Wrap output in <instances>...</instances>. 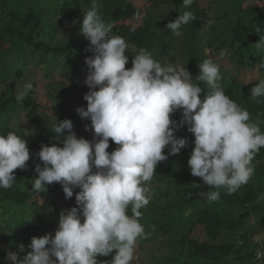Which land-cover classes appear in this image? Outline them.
<instances>
[{
	"label": "trees",
	"instance_id": "trees-1",
	"mask_svg": "<svg viewBox=\"0 0 264 264\" xmlns=\"http://www.w3.org/2000/svg\"><path fill=\"white\" fill-rule=\"evenodd\" d=\"M96 4L105 22L113 25L110 35H119L128 44L126 68L132 67V58L142 48L162 66L185 67L193 79L199 74L198 65L212 59L219 65L225 94L247 110L250 120L259 122L264 132V97L257 98L259 103L250 97L251 89L262 80L260 68L264 71L260 67L264 49L255 47L259 35L254 31L264 26V0H194L187 9L182 0H96ZM91 6L92 0H0V79L7 84L5 93L0 91V134L12 131L26 139L31 154L28 170H15L13 186L0 189V264H11L5 260L8 251L22 259L31 251L27 246L32 237L54 235L60 211L76 206L79 189L65 199L58 183L40 194L31 191V184L38 175L35 165H42L36 156L41 145L62 146V138L56 140L52 133L56 119H70L78 137L92 140V132L82 130L90 120L76 112L81 105L87 106L83 99L89 91L85 58L92 53L86 51L90 42L81 34V25ZM184 11H191L195 19L182 25L181 34L176 35L166 25ZM59 62L60 76H56ZM31 63L42 65L45 72L38 79L32 74L23 80ZM29 82L32 89L18 103L16 95ZM200 86L207 91L203 83ZM19 107L24 113L13 125L11 115ZM171 118L179 123L181 111ZM175 135L186 137L188 144L178 155L159 162L147 185L151 200L141 209L140 223L151 235L139 240L132 264H264L260 215L264 210V148L252 162L255 172L248 183L231 195L221 189L220 199L209 203L205 193L210 189L191 175L187 163L194 136L187 125ZM116 147L110 142L108 151ZM253 220L260 231L249 230ZM260 233L261 239H256ZM20 244L24 252L19 251ZM98 259L110 261L112 255Z\"/></svg>",
	"mask_w": 264,
	"mask_h": 264
},
{
	"label": "clouds",
	"instance_id": "clouds-1",
	"mask_svg": "<svg viewBox=\"0 0 264 264\" xmlns=\"http://www.w3.org/2000/svg\"><path fill=\"white\" fill-rule=\"evenodd\" d=\"M193 2L182 0L186 9ZM194 19L191 11H184L166 28L180 35L182 25ZM112 28L92 0L81 25V34L90 42L86 51L92 53L85 58L87 106L76 109L81 119L90 120L86 130L92 131V140L78 137L70 119H56L52 133L56 140L62 138V146L42 144L36 153L42 165H35L38 175L31 191L40 194L58 183L70 199L79 189L76 206L61 211L54 235L32 237L27 246L31 251L22 259L8 251L5 260L11 264H132L139 240L151 235L140 223L141 209L151 200L147 185L159 162L187 146L186 137L175 135L183 125L194 136L188 167L210 189L205 193L209 203L220 199L221 189L231 195L254 175L252 162L264 148V132L225 94L219 65L204 59L193 79L185 67L162 66L142 48L126 68L128 44L110 35ZM254 31L259 35L255 47L264 49V26ZM32 87L26 83L16 101L23 102ZM250 97L257 103L264 97V79ZM178 110L179 123L171 118ZM110 141L117 145L111 152ZM30 155L26 139L12 131L0 134V189L13 186L15 170H28ZM24 250L20 244L19 251ZM109 255L110 261L98 259Z\"/></svg>",
	"mask_w": 264,
	"mask_h": 264
},
{
	"label": "rangeland",
	"instance_id": "rangeland-1",
	"mask_svg": "<svg viewBox=\"0 0 264 264\" xmlns=\"http://www.w3.org/2000/svg\"><path fill=\"white\" fill-rule=\"evenodd\" d=\"M225 4V3H224ZM223 6H225V5H223ZM52 11V10H51ZM33 61V60H32ZM59 64H61V62H59L58 63V65H57V70H56V72H55V74H56V76H60V71H59V69H58V67L59 68H61V65H59ZM26 74L24 75V77L22 78L23 80L24 79H26L27 77H29V76H31L32 74H34V77L36 78V79H38L39 77H42V75H43V73L45 72V70H44V68H43V66L42 65H40V66H35L34 64H30V65H28L27 67H26ZM260 76H261V78L262 79H264V71L262 70L261 71V68H260ZM12 78H17V76H14V77H12ZM5 86H7V84L6 83H3L2 81H1V79H0V91H1V93L3 94V93H5L3 90H4V88H5ZM81 106H83V105H81ZM83 107H85V106H83ZM86 108V107H85ZM16 110V109H15ZM15 112V111H14ZM14 112H13V114H14ZM23 113H24V108L23 107H19V108H17V110H16V112H15V115H11V118H12V124L13 125H15L16 123L14 122L15 121V119H18V117H19V115H21V116H23ZM3 121V123H4V121H5V119H3L2 120ZM84 120H81V123L83 122ZM56 123V120H55V122H54V124ZM87 125H90V122L87 124ZM25 127L26 128H29L30 126L29 125H25ZM82 130H84V131H88L87 133H89L90 134V132H92V131H90V130H86V127L85 128H82ZM111 142V141H110ZM263 206H264V204H263ZM61 212V211H60ZM260 215H262V217H261V219H264V210H263V212L260 214ZM258 219L259 218H257L256 217V221H258ZM255 221L253 220L252 221V223H250V226H249V230H251L252 228H254V229H256L257 231H260V228L257 226V225H255V223H254ZM263 229H264V227H263ZM261 237H262V234L260 233L259 234V236H257L256 237V239H261ZM167 240H169V239H167ZM176 254H177V252H176ZM175 254V255H176ZM259 254H261L262 256H263V252L262 251H260L259 252ZM259 254H258V256H259ZM253 264V263H252Z\"/></svg>",
	"mask_w": 264,
	"mask_h": 264
}]
</instances>
